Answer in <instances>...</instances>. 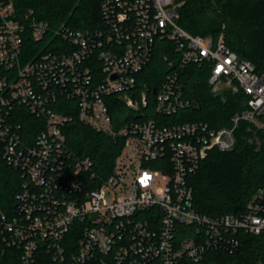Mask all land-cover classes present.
I'll return each mask as SVG.
<instances>
[{
	"label": "built area",
	"instance_id": "obj_1",
	"mask_svg": "<svg viewBox=\"0 0 264 264\" xmlns=\"http://www.w3.org/2000/svg\"><path fill=\"white\" fill-rule=\"evenodd\" d=\"M16 2L0 0V147L27 183L15 211L0 212V258L16 250L21 264H181L232 254L238 235L264 233V188L239 216L194 206L191 179L210 153L232 152L241 124L264 129V74L224 34L181 28L183 0H101V27L79 32L52 30L32 11L19 17ZM158 40L175 44L174 57L165 56L173 71L158 88L140 89ZM190 66L209 67L213 93H243L230 126L172 121L200 108L181 81ZM74 100L81 124L124 138L112 173L89 190L78 176L93 162L71 161L69 118L56 111ZM20 107L44 121L32 143L9 121ZM250 143L264 144L257 133Z\"/></svg>",
	"mask_w": 264,
	"mask_h": 264
},
{
	"label": "trees",
	"instance_id": "obj_2",
	"mask_svg": "<svg viewBox=\"0 0 264 264\" xmlns=\"http://www.w3.org/2000/svg\"><path fill=\"white\" fill-rule=\"evenodd\" d=\"M101 0H17L19 17L33 12V16L46 22L52 30L65 26L75 32L94 31L101 27ZM178 25L186 32L217 40L221 34L227 46L241 60L255 65L257 73L264 74V0H183ZM175 44L158 40L151 64L140 75V89L158 88L173 71L168 60L174 57ZM209 67L190 66L181 75L186 95L196 99L200 108L187 112L172 121H203L220 128L230 126L233 114L243 110V93L215 94L209 85ZM67 109L56 111L69 118L63 131L71 161L89 158L93 162L90 172L79 177L89 190L108 177L114 161L124 144V138L97 133L81 124L77 117V101H69ZM124 110H111L113 117ZM264 122V116L260 117ZM9 121L21 125V134L27 142L45 128L44 121L28 112L26 107L16 108ZM250 128V130H249ZM257 133L264 142V129L241 124L237 130V145L232 152L212 151L191 179L194 206L207 216L232 214L239 216L247 210L259 189L264 188V144L259 150L250 139ZM94 174V175H93ZM27 177L9 165L0 147V212L12 214L16 198L23 191ZM240 245L234 253L210 252L202 261L184 260L181 264H264V233L258 236L238 235ZM0 264H21L19 252L10 250L0 258Z\"/></svg>",
	"mask_w": 264,
	"mask_h": 264
}]
</instances>
